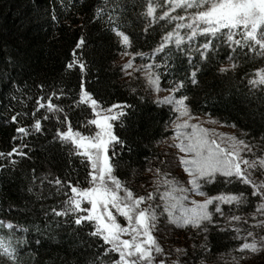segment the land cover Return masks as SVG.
Here are the masks:
<instances>
[{
	"label": "trees",
	"instance_id": "obj_1",
	"mask_svg": "<svg viewBox=\"0 0 264 264\" xmlns=\"http://www.w3.org/2000/svg\"><path fill=\"white\" fill-rule=\"evenodd\" d=\"M148 2L0 0V152L7 154L17 149L11 156L0 157V219L20 226L13 237L14 243L16 239L22 241L18 245L23 250L20 264H93L97 254L106 247L102 241L88 236L90 226L77 228L64 223L71 217H54L51 213V208L62 207L67 199L63 192L67 189L57 193L58 186L49 184L48 180L60 177L73 183L79 180L81 186H87L84 179L89 168L81 163L80 157L69 154V145L53 139L57 127L63 126L51 113H46V109L36 111V100L40 97H45L41 103L46 104L47 97L56 92L59 99L53 97V103L64 109L74 129L85 133L89 129L81 125H86L93 116L87 105L77 107L75 104L81 84L105 109L112 105H129L124 109L126 115L113 121V132L124 142L115 145L112 156L117 163L115 174L137 195L148 193L149 174L152 176L157 168L172 174L165 169L166 164H170V156H164L159 144L170 135L167 127L174 114L168 106L154 102L142 80H124L122 68L117 64L123 46L111 31L113 26L129 36V53L146 54L143 58L135 56V60L160 65L154 66L153 71L160 75L162 89L184 82V88L176 95L183 93L189 97L187 103L194 115L211 117L231 128L237 136L241 132L248 133L244 138L254 144L264 136V86L249 83L255 71L264 68V57L247 52V49L233 52L227 43L214 40L216 48L210 51V60L201 61L195 49L204 42L202 36L190 42L192 64L189 53L177 50L174 44L153 56L163 35L173 30L176 22L159 19L161 8L156 9L157 19L153 22L144 15ZM97 8H103L99 19L96 18ZM177 13L185 14L177 9L171 15ZM109 16L115 25L109 21ZM81 36L85 44L77 49L75 45ZM182 47L187 49L189 42L185 40ZM73 52L75 59L85 64L83 72L78 63L67 67L74 59ZM230 55L237 68L220 74L218 67L227 66ZM193 64L200 67L196 85L190 79ZM44 115L49 119H42ZM35 119L41 121L39 132L32 128ZM19 127L26 128L29 135L19 133ZM109 151L111 154L112 148ZM20 152L26 155L21 156ZM33 176H47L48 179L43 184L40 179L33 183ZM254 178L263 180L264 175L257 172ZM30 187L31 192L28 191ZM204 191L217 195L220 192L250 193L251 189L238 182L225 184L218 177L215 183L205 184ZM249 200L250 204L241 205L239 209L235 205H221L226 216L229 213L239 215L248 220L247 224L229 223L225 217L214 213V222L208 225L207 233L197 235L195 230L175 229L176 234L174 228L166 226L162 220L156 235L166 251L177 246L186 248L188 256L181 257V261L186 260L187 264H201V261L203 264H232V257L239 255L235 249L243 242L234 238V226L242 229L241 236H246L244 229L264 235L261 229L251 228L255 223L251 215L257 201L251 196ZM210 211L214 212L212 206ZM23 228L29 231L24 232ZM7 234L8 230H0V235ZM205 235L208 250L193 249V244L205 243ZM100 258L105 264L110 259ZM0 264H8V261L0 258ZM241 264H264V252L250 255Z\"/></svg>",
	"mask_w": 264,
	"mask_h": 264
},
{
	"label": "snow or ice",
	"instance_id": "obj_2",
	"mask_svg": "<svg viewBox=\"0 0 264 264\" xmlns=\"http://www.w3.org/2000/svg\"><path fill=\"white\" fill-rule=\"evenodd\" d=\"M164 4L167 5V10L162 12L159 19L175 21L176 24L173 30L163 35L160 44L153 50V56L164 52L166 48L174 44L177 50L189 53V63L192 64L190 42L197 36H202L204 42L195 49L201 61L210 60L209 53L216 48L214 40L227 43L233 52L237 49H247V52L264 57V0H164ZM158 6L160 5H154L151 0L146 6L144 15L152 18L153 22L157 19L155 13ZM177 9L185 14L171 15ZM102 12L103 8H97V19ZM53 19H56L55 15ZM109 21L115 25L111 16ZM181 29H187V32L182 35ZM111 31L119 38L118 42L123 46L121 55L132 57L122 66V70L132 68L134 57L143 58L146 54L129 53L127 51V48L131 47L129 36L116 26H113ZM237 36L240 38L236 39ZM185 40L189 42L187 49L182 47ZM84 44V37L81 36L75 47L80 49ZM73 57L74 59L67 67L72 68L78 63L83 72L85 64L82 60L75 59V52ZM228 60L227 66L218 67L217 71L220 74H227L237 68L231 55ZM154 66L160 67L158 64L146 63L136 70L144 72L149 88L157 94L154 102L157 105L169 106L175 116L170 121L173 127L171 136L173 143L169 147L177 149L179 154L177 166L182 168L187 179L183 182L176 177L168 179L170 173L165 172L164 179L154 181L156 187L146 195H137L127 187L125 181L118 178L115 174L117 163L112 159L115 154V145L124 143L113 132L112 121L125 116L124 109L130 107L129 105H112L105 109L81 84L79 99L75 101V104L77 107L82 104L87 105L91 108L93 116L87 120L86 125H81V127H88L89 130L85 133L74 129L64 109L53 103V97L59 99L56 92L47 97L46 104L41 103L45 99L43 96L36 100L38 105L36 111L40 108L46 109V113H51L57 123L63 126L57 127L53 139L58 140L62 145H69V154L80 157L81 163L89 168L84 179L87 186H81L79 180L73 183L70 180H62L60 177L49 179L48 183L58 186L57 193L67 189L63 192L67 199L62 202V207L59 209L51 208L52 215L62 218L71 217L70 221L65 219L64 223L74 224L77 228L90 226L91 231L88 232V236L102 241L106 246L102 253L97 254L93 264L97 262L105 264L101 256L110 257L107 264H169V261L170 264H187L186 260L181 261V257L188 256L186 248L177 247L166 251L157 237L156 233L160 231L158 226L160 218L162 216L165 218L166 226L195 230L197 235L200 232H208V225L214 222V213L225 217L229 223L247 224L248 220L239 215L229 213L226 216L221 205H235L239 209L241 205L251 203L249 196L256 198L257 201L255 211L251 215V219L255 221L251 228L264 231V219L257 218L264 217V180L257 181L254 178L257 172L264 175V136L260 137L259 143L254 144L244 138L248 133L241 132L239 136L234 134L224 137L215 134L213 129L203 127L201 123H192L199 118L193 114L187 103L189 97L183 93L176 95L184 88V82L180 81L171 88L161 89L160 75L153 71ZM199 71L200 67L193 64L190 74L193 85L198 83ZM249 83L264 86V68L257 69L254 78L249 79ZM161 91H166L168 95L160 97L158 94ZM114 109L119 110L113 111ZM42 119L47 120L49 116L44 115ZM12 120L15 122L16 117L13 116ZM205 123L218 124L219 121L209 117ZM32 128L39 132L41 121L35 119ZM17 131L25 136L29 135L24 127L17 128ZM110 148H112L111 154ZM13 153H17L16 148L7 154L0 152V157L11 156ZM245 153L248 155H244ZM18 154L26 155L23 152ZM12 163L15 164L16 161L13 160ZM155 174L159 177L161 170L157 168ZM218 177L222 178L225 184L238 182L247 185L251 191L250 193L220 192L217 195H209L204 191V186L215 183ZM36 179H40V183L43 184L48 177L33 176V183ZM161 184L164 186L163 192L160 191ZM28 191L31 192L32 188L30 187ZM191 196H202L204 199L202 201L190 199ZM157 198L162 203H157ZM210 206L213 207L214 212L210 211ZM120 217L123 221L119 219ZM3 229L8 230V234L0 235V258L7 260L8 264H20L23 250L18 245L22 241L16 239L15 243L13 242V237L16 231L20 230V226L12 221L0 219V230ZM22 231L29 230L23 228ZM233 231L236 233L234 238L243 242L235 249L239 255L232 257V264H241L250 255L264 252V235L244 229L246 236H241L242 229L237 226L233 227ZM204 241L205 243L199 246L193 244V249L199 247L207 251L206 235ZM36 243L39 244L40 241L36 240ZM173 253L176 259L170 260Z\"/></svg>",
	"mask_w": 264,
	"mask_h": 264
},
{
	"label": "rangeland",
	"instance_id": "obj_3",
	"mask_svg": "<svg viewBox=\"0 0 264 264\" xmlns=\"http://www.w3.org/2000/svg\"><path fill=\"white\" fill-rule=\"evenodd\" d=\"M151 2L154 5H160L156 9L161 8L162 11L167 10V5L164 4V0H151ZM180 32H181L182 35H184L187 32V29H181ZM129 59H132V57H130V56H122L121 53H120L118 55V57H117L118 66H120L122 68V66ZM146 63H148V62H145L144 60H135V57H134V59H133V67L132 68H128L127 70H122V72H123L124 80H126V81H128L129 79H132V80L140 79V80H142L145 83V85L148 87V89H149V91H150V93H151V95H152V97H153V99L155 101L156 98H157V94L155 92L151 91V89L149 88V86L147 84V81L145 79V76H144V72L136 70L140 65L146 64ZM158 95L160 97H163L165 95H168V93L166 91H161ZM164 106H167V105H164ZM118 110L119 109H114L113 111H118ZM197 117L199 119L192 121V123H201V125L203 127L213 129L214 133L217 134V135H223L224 137H227V136L235 134L234 131L231 128L225 127V126H223V125H221L219 123L218 124L205 123V121H207L209 119L208 117H205V116H197ZM174 118H175V116H174ZM112 123H113V121H112ZM167 129L170 132L169 133L170 135L168 136L167 139L163 140L159 144L160 150H162L164 156L167 157V158H168V156H170V158H168L169 161H170V164L169 165L166 164V168L165 169H168L169 171H171L172 174H170L167 178L171 179L172 177H176L178 180L183 182V181H186L187 176L183 172L182 168L177 166V156L179 155L178 151L174 147H169V145L173 143V141L171 139V136L173 134V127H172L171 123H169ZM244 155H248V154L245 153ZM165 172H166L165 170L163 172H161V175L158 177V176H156V174L154 172L152 173V171H151L152 176H150V174H149V177L151 178V182H150V185H148V188H149L148 192H152L154 190V188L156 187V185L154 184V181H162L164 179L163 173H165ZM255 179L257 181H260V180H258V178H255ZM185 186H187V185H185ZM160 191L161 192L164 191L163 184L160 185ZM144 195H146V194H144ZM190 199H196V200L202 201L204 199V197H202V196H191ZM156 202L157 203H162V202H160L158 200V198H157ZM158 211H159V209H158ZM119 219L121 221H123L122 217H120ZM260 219H264V217H260ZM162 220H165V218L163 216L160 218V222H162ZM159 227H160V225H159ZM172 230L177 234V231L175 230V228L172 229ZM178 239H179V237H178ZM177 247H180V246H177ZM171 259H176L175 253L171 256L170 260ZM169 264H170V261H169Z\"/></svg>",
	"mask_w": 264,
	"mask_h": 264
}]
</instances>
